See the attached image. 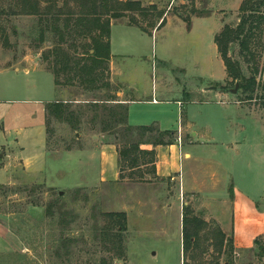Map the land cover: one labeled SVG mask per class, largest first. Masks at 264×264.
<instances>
[{
	"label": "rangeland",
	"instance_id": "1",
	"mask_svg": "<svg viewBox=\"0 0 264 264\" xmlns=\"http://www.w3.org/2000/svg\"><path fill=\"white\" fill-rule=\"evenodd\" d=\"M18 1L0 0V264H264V236L254 251L240 254L226 249L220 253L212 242H203L185 261L184 208L191 209V216L206 221L208 231L221 228L218 219L223 218L227 225L223 231L232 238L230 209L221 197L179 191L175 195L178 182L171 167L167 171L171 177L157 175L158 163L169 158L166 146H142L156 149L155 172L152 165L127 169L124 179L97 183L98 164L84 153L93 148L94 134L104 142L113 141L119 153L117 136L101 133L99 121L90 122L94 112L86 104H74V110L84 111L77 129L58 122L48 126L47 104L56 97L73 103L99 101L107 99L110 92H91L77 84L56 86L55 90L54 60L44 61L43 53L54 46L56 39L49 34L40 44L39 17L11 13L12 9L20 11ZM141 2L147 7L156 3L169 14L170 23L161 31L157 28L146 34L139 28L130 30V48H122V28H117L115 52L136 56L117 62V69L141 84L140 94L182 99L184 108L179 115L171 116L175 129L189 122L191 137L195 132L207 137L205 146H182V154L191 152L197 158L179 162L182 176L193 171L214 196L230 194L234 183L260 192L264 189V160L260 162L264 149V26L253 30L246 53L239 45L231 47L243 77L256 78L254 100L249 101L240 90L241 81L228 78L214 41L225 25L239 22L243 0ZM193 9L210 17L197 18ZM175 16L197 18L195 31L190 34L187 23ZM30 54H41L40 60L33 56L27 62ZM225 77L220 83L224 90L217 89L216 81ZM206 90L215 93L208 95ZM217 91L227 96L217 95ZM45 127L49 128L46 148L55 162V174L49 180L43 165H37L36 171L24 166L29 152L41 154L44 143L38 133ZM119 135L122 137V132ZM28 136L39 138L35 147ZM177 136L180 142V133ZM143 174L146 180L140 182ZM110 213H126L127 231L122 237L115 236L117 228L108 217ZM110 226L114 227L107 235ZM121 238L126 255L118 259V253L109 251L103 239Z\"/></svg>",
	"mask_w": 264,
	"mask_h": 264
},
{
	"label": "trees",
	"instance_id": "2",
	"mask_svg": "<svg viewBox=\"0 0 264 264\" xmlns=\"http://www.w3.org/2000/svg\"><path fill=\"white\" fill-rule=\"evenodd\" d=\"M20 11L14 9L11 13L24 16L39 17L42 29L38 41L44 44L49 34L54 35V46L43 53L44 61L53 58V71L56 75L57 87H67L72 84L82 86L87 91L110 92L107 99L86 102L90 111L94 112L91 123L100 122L101 133L117 136L120 142L119 166L120 178L124 179L125 170H140L152 165L156 171L157 146H171L178 141L176 131H161L157 125L132 126L129 123V107L117 102V97L110 82L111 60V29L112 21L123 18L129 19V25L150 33L155 28L166 24L165 12L159 11L158 6L144 7L138 0H19ZM197 18L210 17L197 9H193ZM180 17V16H179ZM188 29L192 27L191 17H180ZM160 24L157 27V24ZM259 26H264V0H243L239 9V22L225 25L215 36L218 53L224 62L228 78L240 80V90L246 94L245 100H254L257 81L255 77L245 79L239 63L231 54L232 45H239L246 53L250 48V35ZM79 41V43H77ZM71 43V44H70ZM80 44V45H77ZM41 46H39L40 48ZM83 49L80 53L78 50ZM67 80H62L61 77ZM217 89L224 90L218 83ZM73 102L56 101L47 105L48 126L53 122L67 123L77 129L83 122L82 108L74 110ZM80 107V106H79ZM47 130L49 128L47 127ZM122 132V137L119 135ZM150 137V138H149ZM169 140L166 141L165 138ZM143 145H152V150L142 149ZM140 182L146 179L144 174ZM191 209L184 208L183 243L184 259L191 251L198 249L204 242H212L211 246L222 253L225 249L235 251L233 238L221 229L209 230V224L191 216ZM108 217L114 221L115 236L122 237L127 231L126 213H110ZM106 228L107 235L112 227ZM109 251L117 252L116 258H124V239H103ZM260 242L257 241L259 246ZM198 258L196 259V261ZM101 264H109L103 261ZM203 264V263H199ZM215 264H221L219 261Z\"/></svg>",
	"mask_w": 264,
	"mask_h": 264
},
{
	"label": "crops",
	"instance_id": "3",
	"mask_svg": "<svg viewBox=\"0 0 264 264\" xmlns=\"http://www.w3.org/2000/svg\"><path fill=\"white\" fill-rule=\"evenodd\" d=\"M125 1V0H124ZM141 1V0H138ZM150 6L157 5L156 3H149ZM144 7H147L143 4ZM158 6V5H157ZM159 11L162 10L158 6ZM166 24L158 29L167 27L170 23L169 14L165 12ZM176 19L181 20L180 17ZM129 19L123 18L120 20L112 21V29H111V60H110V82L114 88L118 87V91H114V95L117 97V102L125 104L129 107V123L132 126H151L157 125L161 131H176L180 133L181 142L175 143L171 146H166L164 149L167 150L169 154V158H163L161 162L158 163V176L163 178L171 177V174L168 173L169 168L177 175L175 177L176 182H178L177 189H175L174 194L177 195L178 191L187 194L200 195L205 198H216L221 199L225 204L229 205L230 209V222L232 228V238L235 251L240 254L241 252L246 251H254L257 248V241L261 242V237L264 236V189L260 190V192H254L252 190H246L242 187V184L234 183L232 185L231 193L228 194H219L214 196L211 194L210 190L205 186L204 181H199L194 172H190L187 177L182 176L179 162L185 159L193 160L197 159L193 153L186 152L182 154V146L185 143L188 144L189 147L198 148L200 145H207L205 135L200 134L199 132H195L193 137H191L189 131L192 124L183 125L182 128L178 127L175 129V124H173L172 115H179V112L182 108H184V101L180 98L172 99L166 98L165 95L159 96L157 93L153 96H147L145 94H140V83L136 80L128 79L126 74L122 71L118 72L117 62H126L131 58H136L133 54H118L115 52L114 43H115V35L116 29L121 27L122 31L120 32L123 36V47L122 48H130L132 47V42L128 39L129 31L132 29H138L137 27H133L129 25ZM196 19H192V27L191 29H187L191 34L196 29ZM159 23L157 27H159ZM188 28V26H187ZM157 28L152 31H156ZM140 30V29H139ZM157 31V32H159ZM141 34H146L144 31H139ZM216 36V35H215ZM215 39V38H214ZM218 50V49H217ZM219 55V53H218ZM35 57L36 60H40L41 54H30L27 56L25 60L28 62L32 57ZM220 57V55H219ZM20 70L17 69L16 72ZM26 73V75L30 74V70ZM54 76V75H53ZM29 78V77H28ZM54 85L55 84V77ZM227 77L224 78L223 81H216L217 83H223ZM214 82V81H213ZM140 84V85H139ZM214 91H207L206 94H211ZM215 93V92H214ZM217 95L227 96L224 92L221 93L219 91L216 92ZM63 101L70 102L67 100H61V98H55L52 102ZM51 102V103H52ZM85 104L81 101L74 102V104ZM223 103V102H222ZM48 105V104H47ZM238 107V105H234ZM171 120V122H169ZM187 125V126H186ZM39 136L43 137L44 148L41 150V154L37 155L36 152H29L26 156V161L24 162V166L29 171H36L37 165H43L45 167L44 176L46 179H51L54 177V161L50 159L48 155V151L46 148V138H47V130L46 127L44 130L38 133ZM30 144L32 147H35L38 144V139L29 137ZM93 140V148L85 152V157L89 161H95L98 164V171L96 174L97 183L100 185L117 182L120 179V170H119V153L117 146L113 141L104 142V139L100 137L98 134H94L92 136ZM230 144L227 143V146ZM171 154V155H170ZM29 157V158H28ZM183 157V159H182ZM261 160H264V149L261 152ZM38 170V169H37ZM164 170V173H162ZM242 183V182H241ZM221 197V198H219ZM222 230L227 226L226 221L223 218L218 219ZM227 234V233H226ZM264 260V257H263ZM227 264V263H226Z\"/></svg>",
	"mask_w": 264,
	"mask_h": 264
},
{
	"label": "water",
	"instance_id": "4",
	"mask_svg": "<svg viewBox=\"0 0 264 264\" xmlns=\"http://www.w3.org/2000/svg\"><path fill=\"white\" fill-rule=\"evenodd\" d=\"M238 87H239V85L237 84V87H236V89L234 90L235 93L237 92Z\"/></svg>",
	"mask_w": 264,
	"mask_h": 264
},
{
	"label": "built area",
	"instance_id": "5",
	"mask_svg": "<svg viewBox=\"0 0 264 264\" xmlns=\"http://www.w3.org/2000/svg\"><path fill=\"white\" fill-rule=\"evenodd\" d=\"M180 142H181V140H180ZM182 159H183V157H182Z\"/></svg>",
	"mask_w": 264,
	"mask_h": 264
}]
</instances>
